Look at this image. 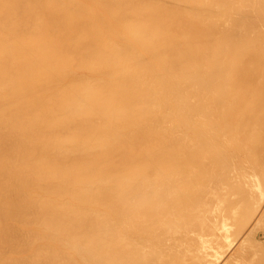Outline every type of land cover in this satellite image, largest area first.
Returning <instances> with one entry per match:
<instances>
[{"label":"bare ground","instance_id":"1","mask_svg":"<svg viewBox=\"0 0 264 264\" xmlns=\"http://www.w3.org/2000/svg\"><path fill=\"white\" fill-rule=\"evenodd\" d=\"M0 264H264V0H0Z\"/></svg>","mask_w":264,"mask_h":264}]
</instances>
